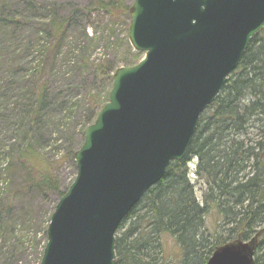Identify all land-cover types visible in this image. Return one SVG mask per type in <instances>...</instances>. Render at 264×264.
<instances>
[{
    "label": "water",
    "instance_id": "water-1",
    "mask_svg": "<svg viewBox=\"0 0 264 264\" xmlns=\"http://www.w3.org/2000/svg\"><path fill=\"white\" fill-rule=\"evenodd\" d=\"M131 16L129 40L146 55L115 73L87 128L41 264H115L121 223L187 155L200 116L264 30V0H135ZM256 248V238L230 243L207 264H254Z\"/></svg>",
    "mask_w": 264,
    "mask_h": 264
},
{
    "label": "trees",
    "instance_id": "trees-1",
    "mask_svg": "<svg viewBox=\"0 0 264 264\" xmlns=\"http://www.w3.org/2000/svg\"><path fill=\"white\" fill-rule=\"evenodd\" d=\"M120 4L110 0L99 8H122L129 29L131 6ZM76 18L53 19L49 24L47 33L55 50ZM139 60L136 57L135 63ZM117 69L109 61L98 67L108 93ZM20 105L28 133L33 129L41 140L39 131L47 122L49 108L46 87L26 91ZM102 107L95 112L94 106L90 107L85 128L94 123ZM24 142L18 149L19 160L31 171L39 161L33 143ZM83 142L84 135L81 145ZM194 160L192 179L189 164ZM39 186L56 189L59 199L65 194L46 172ZM197 191L202 193L201 200ZM13 212L11 204L0 201V264H19L23 254L26 258L29 251L34 254L39 249L38 243L27 247L26 237L36 239L37 235L17 231ZM212 215L222 224L219 230L207 227V218ZM253 238L257 239L254 264H264V30L252 40L219 96L201 115L186 157L170 164L164 178L120 225L115 264H207L219 247ZM169 240L177 246L174 257L169 254ZM44 248L45 243L37 256L39 264Z\"/></svg>",
    "mask_w": 264,
    "mask_h": 264
},
{
    "label": "rangeland",
    "instance_id": "rangeland-1",
    "mask_svg": "<svg viewBox=\"0 0 264 264\" xmlns=\"http://www.w3.org/2000/svg\"><path fill=\"white\" fill-rule=\"evenodd\" d=\"M108 1L0 0V201L13 207L17 231L37 235L36 239L26 237L27 247L39 244L36 253L29 251L26 258L23 254L19 264H39L37 256L47 241L48 225L59 202L56 189L39 186L43 172L62 193L70 188L77 175L73 153L85 135L90 107L95 112L108 100L109 88L98 67L109 61L119 69L145 56L130 43L129 21L122 8H99ZM116 1L122 6L134 3ZM70 16H77L76 24L55 50L48 26L53 19ZM37 86L46 87L49 103L46 125L39 131L41 140L33 129L28 133L20 105L25 92ZM24 139L33 143L39 161L31 171L19 160ZM193 165L195 161L191 168ZM201 194L197 191L200 200ZM206 222L212 231L222 226L215 215ZM168 245L169 254L176 256L175 243L169 240Z\"/></svg>",
    "mask_w": 264,
    "mask_h": 264
}]
</instances>
